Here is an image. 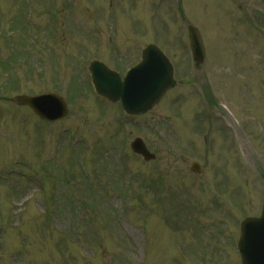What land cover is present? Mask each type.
<instances>
[{
    "label": "rangeland",
    "instance_id": "rangeland-1",
    "mask_svg": "<svg viewBox=\"0 0 264 264\" xmlns=\"http://www.w3.org/2000/svg\"><path fill=\"white\" fill-rule=\"evenodd\" d=\"M148 44L177 85L129 118L86 68L122 73ZM48 93L69 110L49 125L14 100ZM263 195L264 1L0 0V264H241Z\"/></svg>",
    "mask_w": 264,
    "mask_h": 264
},
{
    "label": "water",
    "instance_id": "water-1",
    "mask_svg": "<svg viewBox=\"0 0 264 264\" xmlns=\"http://www.w3.org/2000/svg\"><path fill=\"white\" fill-rule=\"evenodd\" d=\"M189 33L194 59L199 61L204 55L199 34L191 27ZM90 70L97 92L113 102L120 100L125 111L130 114L145 113L174 83L171 65L152 45L143 51L141 63L131 69L123 81L102 64L93 63ZM18 101L30 105L45 119H56L66 114L63 101L56 96L20 97ZM131 148L145 160L154 158L141 139H135ZM238 249L242 264H264V203L260 218H250L242 223Z\"/></svg>",
    "mask_w": 264,
    "mask_h": 264
}]
</instances>
